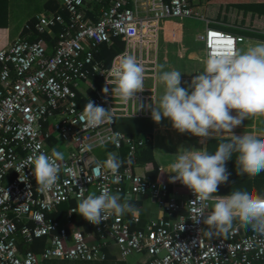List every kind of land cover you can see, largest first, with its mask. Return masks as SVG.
<instances>
[{
	"label": "built area",
	"instance_id": "built-area-1",
	"mask_svg": "<svg viewBox=\"0 0 264 264\" xmlns=\"http://www.w3.org/2000/svg\"><path fill=\"white\" fill-rule=\"evenodd\" d=\"M102 1L60 0L57 12L39 15L33 25L26 26L27 34L0 50V264L102 261L103 246L92 241L97 235L104 246L112 240L124 259L146 255L138 264H264V237L241 222L226 237L208 239L203 222L208 213L195 222L201 203L194 201L195 194L182 183V193L169 194L167 183L137 174L130 163H121L116 174L106 167L94 171L103 162L97 159L96 150L108 146L116 152L126 149L130 160L152 141L150 136L135 137L117 129V122L151 116L148 106L156 103L160 20L206 21L198 0H112L97 10ZM56 28H60L58 33ZM44 35L57 45L46 42L41 38ZM199 39L205 61L209 55H232L247 41L254 43L253 38L209 26ZM103 46L115 53L109 65L99 59ZM124 54L144 66V84L147 79L154 82L137 94L139 101L128 104L113 97L111 91L103 92L106 78H113L110 70ZM89 100L112 108L113 122L86 127L80 117ZM140 103L145 106L141 110ZM114 131L124 134L119 146L109 142L88 150V145H97L101 136ZM56 135L70 146L62 152L64 160L58 162L57 185L41 191L28 157L34 152L50 155ZM127 187L133 196H150L167 217L141 228L139 217L129 220L113 214L99 225L88 222L92 232L83 227L71 229L74 217L80 215L73 212L77 205L64 221L52 218L61 206L73 201L78 204L92 192L100 195L107 188L109 194L121 196ZM206 204L205 210L210 212L212 202ZM39 239L46 240L40 253L22 248Z\"/></svg>",
	"mask_w": 264,
	"mask_h": 264
},
{
	"label": "clouds",
	"instance_id": "clouds-1",
	"mask_svg": "<svg viewBox=\"0 0 264 264\" xmlns=\"http://www.w3.org/2000/svg\"><path fill=\"white\" fill-rule=\"evenodd\" d=\"M205 67L197 74L191 84L182 87V73L172 69L161 71L158 79L165 85V92L159 106L149 105L152 120L159 124L165 118L181 134L190 133L206 141L217 130H226L231 134L229 142L218 145L214 154L201 149L184 148L177 159L169 165V173H174L169 183L179 181L196 196L194 201L201 203L199 217L207 212L204 224L211 235L213 231L227 234L234 221L239 220L250 227L258 236L264 237V196L253 195L247 190L237 189L227 195H218L219 186L228 183L231 173L227 162L236 157L238 175H259L264 172V135L255 132L237 136L234 129L251 117L264 113V42H257L246 51H236L232 55H209L204 61ZM103 74V73H102ZM111 80L106 78L105 94L111 91L113 97L123 104L139 101L138 93L145 90V68L137 59L124 54L119 64L110 70ZM111 85V89L107 87ZM145 106L140 103V110ZM235 110V115L232 114ZM80 119L88 128L113 122V112L89 100L82 110ZM124 134L114 131L109 136H101L97 145L107 143L119 146ZM64 154L53 148L50 155L33 153L28 157L32 166L36 184L41 191H48L57 185ZM107 168L113 174L118 173L121 161L116 153L98 162L94 171ZM66 172L72 169L65 168ZM84 188L81 187V192ZM119 194H109L107 188L100 195L89 194L82 198L73 212H78L93 225H99L110 215L131 213L137 216L139 209L127 201L120 202ZM212 202V210L206 211V202ZM79 234H77L78 237ZM264 251V248L261 249Z\"/></svg>",
	"mask_w": 264,
	"mask_h": 264
},
{
	"label": "crops",
	"instance_id": "crops-1",
	"mask_svg": "<svg viewBox=\"0 0 264 264\" xmlns=\"http://www.w3.org/2000/svg\"><path fill=\"white\" fill-rule=\"evenodd\" d=\"M201 4L205 23L202 26V30L198 33L197 37L195 36H185L184 27L182 25L183 20H176L174 18H164L159 22V35H158V44H157V75H156V103L155 105L159 106L160 98L165 92V85L161 83L158 79V75L161 71L168 70H178L182 73V87H188L193 78L202 72V65H204V44L199 39L200 34L204 33V27L209 26L214 29H218L224 32L244 35L249 38L254 39L255 45L257 42H264V38H258L256 34L264 36V27L257 28L256 26H245L236 20L234 17V12L240 9H245V12L252 13V16L260 17L261 24H264V0H198ZM52 4H58V9L52 10L50 7ZM60 0H0V50L5 47H8L16 39L21 36H24V32L27 31L25 28L27 25H33L36 18L42 14H51L59 10ZM60 30V28H59ZM202 31V32H201ZM28 33V32H27ZM58 33V32H57ZM112 54L113 51H110L106 46H103L101 49V54L99 59H105L106 64H110L108 56ZM205 54V53H204ZM159 83V98H158V85ZM154 83V82H153ZM153 86V84H152ZM151 86V87H152ZM81 105H84V102H81ZM232 114L235 115V110H232ZM257 116L254 118L256 119ZM245 120L241 126L235 128L234 134L237 136H242L239 131L248 133L249 131L255 132L257 130V124L250 125V119ZM126 119V118H121ZM135 121L136 124H140V127L145 125L148 131H141L139 128L135 130V133L123 131L119 128V121L117 122V129L126 132L135 137L146 138L150 136L152 141L153 148V162H141V159L136 163L131 164L128 160V151L122 149L119 152H116L113 146V151L106 152V148H100L96 150L95 154L98 160L104 161L108 158L109 153H116L121 163L124 165V162L129 163L134 167L135 171L139 175L148 177L153 182L163 184L167 183L169 194L174 192L183 191L179 187V181L176 183H169V179L174 173H169V165L177 159L178 154H181L184 151V148H195L205 150L210 153V147L212 143H216L218 147L217 140L221 139L225 142H229L231 139V134L226 130H217L213 132L212 137L206 141H201V138L193 136L190 133L181 134L176 131L171 124V121L167 118L163 119L161 123H155L151 116L148 117H137V118H128ZM125 124V122L123 123ZM249 132V133H250ZM245 133V134H246ZM259 135H264L261 133ZM219 137V138H218ZM229 139V140H228ZM51 142V147L57 149L60 152L65 151L69 146H62L63 142L60 140L59 136H54ZM145 149V148H144ZM143 149V150H144ZM142 150V151H143ZM140 151V152H142ZM139 152V154H140ZM104 153V154H103ZM138 154V155H139ZM211 154V153H210ZM100 155H104L101 159ZM137 156V155H136ZM135 156V157H136ZM138 158V157H137ZM233 177L229 178V181H232ZM94 193V192H92ZM90 193V194H92ZM218 195H227L224 193H217ZM255 195V194H254ZM121 203L127 201L136 205L139 209V213L135 217L140 218L139 227L143 228L152 221L160 217H167V214L164 212L163 208L155 202L150 196H133L130 193V188L127 187L125 194L121 196ZM74 203L77 205L76 201L67 203L60 207L58 213L52 215V218L55 219V216H59L61 209L64 206ZM69 212V211H68ZM61 214V213H60ZM68 214V213H67ZM60 217V219H55L58 221H64L67 217ZM123 216L129 220L134 218L131 213H125ZM78 227H83L89 232L93 231V227L88 224L83 216L77 215L74 217V224L71 229H76ZM99 235L92 238L94 243L102 244V250L104 253V260L92 263H83V262H66V261H53L48 264H138L147 258L144 254L140 260L133 261L131 257L124 259L119 251V248L115 245L112 240H108V245L104 246ZM46 246V244H45ZM45 248V247H44ZM44 248L42 250H44ZM133 261V263H131ZM137 262V263H136Z\"/></svg>",
	"mask_w": 264,
	"mask_h": 264
},
{
	"label": "trees",
	"instance_id": "trees-1",
	"mask_svg": "<svg viewBox=\"0 0 264 264\" xmlns=\"http://www.w3.org/2000/svg\"><path fill=\"white\" fill-rule=\"evenodd\" d=\"M111 1L112 0H103L102 2L98 3L101 5H99L96 9L98 10V8H100L102 6H107L108 4H111ZM50 8L52 10H56V9H58V4H52V6ZM55 31H56V33L59 32V28H56ZM25 34H27V31H25L23 35H25ZM255 36H257L258 38H264V36H262L260 34H256ZM41 38H43L48 43H53L54 46L57 45L56 41H52V39L49 35H44ZM33 39H35V38H33ZM114 54L115 53L113 52V55ZM107 56H108V54H107ZM111 58H112V54H109V56H108L109 61L111 60ZM90 94H92V92H90ZM118 121H119V128L120 129H122L123 131H126V132H130L132 134H134L135 130H137L140 127V124H136L135 121H132V119H119ZM124 122H125V124H123ZM147 129L148 128L145 125H143L139 128V130H141V131H148ZM217 142H219L218 143V145H219L220 143L225 142V141L217 140ZM105 150H106V152L113 151L112 147H109V146ZM216 150H214V151H216ZM237 155H238L237 153H234L232 156V159L230 161H228L227 165H226L228 171L231 173L230 177H233L231 179L232 181H230L226 184L220 185L218 193L229 194L232 191L240 189V190H247L253 195L255 194V195L264 196V172H261L259 175H249V174L238 175L237 171H236V157H237ZM103 157H104V155H100L101 159ZM142 157H143V159H141V162L147 163V162H153L154 161L152 144H149L142 152H140L139 155L131 158L130 159L131 164L134 165V163H136ZM126 163L127 162H124V165H126ZM238 176H240V177H238ZM74 206H75L74 203H71L68 206H64L61 209V212H60L61 214L59 213V216H55V219H60V217L65 216L68 213V211L70 210V208H72ZM239 222H240L239 220L234 221L233 227L236 224H238ZM205 230H206V233L208 234V239H211V240L226 237L228 234V233L224 234V233H219L217 231H213V233L210 235L208 232V226L207 225L205 226ZM45 244H46L45 239H39V240H36L32 245H30L28 247H22V248L26 249V250L33 251L34 253H40L42 251V249L45 247Z\"/></svg>",
	"mask_w": 264,
	"mask_h": 264
},
{
	"label": "rangeland",
	"instance_id": "rangeland-1",
	"mask_svg": "<svg viewBox=\"0 0 264 264\" xmlns=\"http://www.w3.org/2000/svg\"><path fill=\"white\" fill-rule=\"evenodd\" d=\"M244 10L245 9H240V10H237V11L234 12V17L236 18L237 21H239L241 24H244L245 26H256L257 25V28L264 27V24H261V22H260L261 21L260 17L252 16V13L245 12ZM176 20H179V19H176ZM179 21H181V20H179ZM182 25L184 27V35L185 36H195V37H197L199 35L198 33H200L199 31L202 30V26H204L205 23L203 21L202 22L198 21V19L186 18L185 20H183ZM206 28H207V26L204 27L203 31ZM253 46H255V43L246 42L245 47H243V46L240 47L241 48L240 51H246V49H248L249 47H253ZM203 55H204V58H205L204 51H203ZM204 67H205V64L202 65V71H203ZM152 84H153V80L152 79H147L146 82H145V86L146 87H151ZM157 85H158L157 93H158V98H159V87L160 86H159L158 81H157ZM254 122H255V124H257L256 133L257 134L264 133V113L257 115L256 119L253 117L252 119H250L249 123H250V125H253ZM238 133L243 135L246 132L239 131ZM219 140H221V139H219ZM62 146H70V144L69 143H63V144H61L60 148H63ZM211 146L212 147H210V153L214 154L215 153L214 150L217 149L216 143H212ZM64 157H66V154H64ZM238 177H240V176H238ZM141 257H142V255L135 254L134 256L131 257V260L137 261V260H140ZM133 261L131 263H133Z\"/></svg>",
	"mask_w": 264,
	"mask_h": 264
},
{
	"label": "bare ground",
	"instance_id": "bare-ground-1",
	"mask_svg": "<svg viewBox=\"0 0 264 264\" xmlns=\"http://www.w3.org/2000/svg\"><path fill=\"white\" fill-rule=\"evenodd\" d=\"M248 42V41H247Z\"/></svg>",
	"mask_w": 264,
	"mask_h": 264
}]
</instances>
